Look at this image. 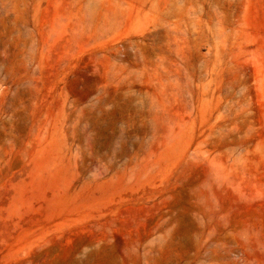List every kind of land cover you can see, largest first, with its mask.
<instances>
[{"label":"rangeland","instance_id":"rangeland-1","mask_svg":"<svg viewBox=\"0 0 264 264\" xmlns=\"http://www.w3.org/2000/svg\"><path fill=\"white\" fill-rule=\"evenodd\" d=\"M193 2L0 0V264H264V0Z\"/></svg>","mask_w":264,"mask_h":264},{"label":"bare ground","instance_id":"bare-ground-1","mask_svg":"<svg viewBox=\"0 0 264 264\" xmlns=\"http://www.w3.org/2000/svg\"><path fill=\"white\" fill-rule=\"evenodd\" d=\"M191 1L193 2V0H184V3H185V5L187 6V4H189V5L191 4V3H190ZM196 1H197V0H196ZM193 3H194V2H193ZM195 3H196V2H195ZM198 3H199V2H198ZM196 4H197V3H196ZM214 15H215V17H217V14H216V13H214ZM209 16H211V18H212V14H211V13L209 14ZM218 31H219V33L222 32L221 29H219Z\"/></svg>","mask_w":264,"mask_h":264}]
</instances>
